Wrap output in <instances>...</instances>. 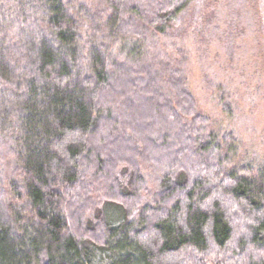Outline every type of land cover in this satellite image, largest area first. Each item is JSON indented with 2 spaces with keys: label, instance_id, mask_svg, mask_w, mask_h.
<instances>
[{
  "label": "trees",
  "instance_id": "obj_1",
  "mask_svg": "<svg viewBox=\"0 0 264 264\" xmlns=\"http://www.w3.org/2000/svg\"><path fill=\"white\" fill-rule=\"evenodd\" d=\"M219 1L262 77V1ZM195 3L0 0V264H264V156L162 48Z\"/></svg>",
  "mask_w": 264,
  "mask_h": 264
},
{
  "label": "rangeland",
  "instance_id": "obj_2",
  "mask_svg": "<svg viewBox=\"0 0 264 264\" xmlns=\"http://www.w3.org/2000/svg\"><path fill=\"white\" fill-rule=\"evenodd\" d=\"M261 1L264 38V0ZM209 2L212 0H200L199 4L190 5L187 16L180 18L183 27L177 37L171 42L161 40L162 48L186 63L189 90L199 111L213 119L215 129L239 131L242 143L238 153L254 161L256 156H264V75L259 77V72L257 77L252 68L256 45L254 33L246 30L241 35V28L237 24L231 25L228 19L221 18L218 22L216 18H208L206 12L212 7ZM242 71H247L245 77ZM224 93L230 94L236 102L234 123L227 121L217 107V100ZM105 216L113 226L121 223L120 212L114 207L107 206Z\"/></svg>",
  "mask_w": 264,
  "mask_h": 264
}]
</instances>
